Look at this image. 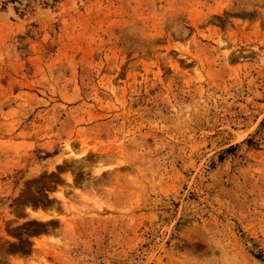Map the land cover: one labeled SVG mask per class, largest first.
<instances>
[{"label":"rangeland","instance_id":"1","mask_svg":"<svg viewBox=\"0 0 264 264\" xmlns=\"http://www.w3.org/2000/svg\"><path fill=\"white\" fill-rule=\"evenodd\" d=\"M0 264H264V0H0Z\"/></svg>","mask_w":264,"mask_h":264}]
</instances>
